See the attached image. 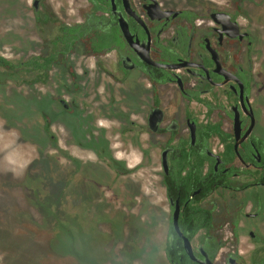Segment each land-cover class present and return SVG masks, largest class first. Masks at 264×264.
<instances>
[{
    "label": "rangeland",
    "instance_id": "obj_1",
    "mask_svg": "<svg viewBox=\"0 0 264 264\" xmlns=\"http://www.w3.org/2000/svg\"><path fill=\"white\" fill-rule=\"evenodd\" d=\"M33 1L0 0V55L14 62L47 55L84 4L42 0L44 21ZM169 2L242 11L264 34V0ZM258 47L264 59V37ZM103 66L78 45L47 75L0 67V264H169L167 136L133 116L145 88L112 82Z\"/></svg>",
    "mask_w": 264,
    "mask_h": 264
},
{
    "label": "flooded vegetation",
    "instance_id": "obj_2",
    "mask_svg": "<svg viewBox=\"0 0 264 264\" xmlns=\"http://www.w3.org/2000/svg\"><path fill=\"white\" fill-rule=\"evenodd\" d=\"M169 1L84 0L79 18L68 24L74 27L71 39L57 40L61 29L48 55L65 60L82 45L86 54L103 58L112 82L145 88L146 101L133 116L152 134L167 136L160 158L169 201V264H203L206 258L214 264H232L231 258L235 264H264L263 30L252 19L243 23L239 10L199 12ZM41 5L33 1L36 15L46 21ZM168 10L178 14H162ZM217 12L229 14L238 27L215 20ZM57 101L64 111L73 110L66 99ZM155 108L164 113L157 131L149 122ZM197 225L203 226L191 234ZM180 232L189 238L193 258ZM226 246L230 250L222 254Z\"/></svg>",
    "mask_w": 264,
    "mask_h": 264
},
{
    "label": "trees",
    "instance_id": "obj_3",
    "mask_svg": "<svg viewBox=\"0 0 264 264\" xmlns=\"http://www.w3.org/2000/svg\"><path fill=\"white\" fill-rule=\"evenodd\" d=\"M61 29H62V35L58 36L57 40H61L64 43H67V41L71 39L70 36L68 35L74 31V27L72 25L64 24L62 25ZM67 50H68V46H66V51ZM56 60H57V53L55 52L49 55L47 54V55H39V56L31 57L27 60H23L19 62H14L13 60L9 58L0 55V67L9 69V70H16V71L27 69L32 72H37L38 75L39 74L47 75L48 70L55 63ZM165 183L167 184V191L169 195L168 177H165ZM206 218L207 216L205 217V219ZM202 226L203 225H197V227L193 231H191V234H195L197 230L201 228ZM167 253L169 256V247H167Z\"/></svg>",
    "mask_w": 264,
    "mask_h": 264
},
{
    "label": "water",
    "instance_id": "obj_4",
    "mask_svg": "<svg viewBox=\"0 0 264 264\" xmlns=\"http://www.w3.org/2000/svg\"><path fill=\"white\" fill-rule=\"evenodd\" d=\"M38 0H36L37 2ZM171 13H174L175 15L178 14V11H173V10H168V11H162V14H171ZM212 17L217 20V21H226V22H229L231 23L232 25H234V27H238L237 23L236 22H233L231 20V16L227 13H224V12H217V13H214L212 15ZM121 25H122V28H123V31L125 34L131 36V33H130V30L128 28V24L126 22V20H121ZM244 34H241V36H243ZM62 103L64 105H67V103L62 100ZM163 116H164V113H163V110L160 109V108H155L152 110L151 114H150V117H149V122H150V126L152 128L153 131H157L158 128H159V123L161 122V120L163 119ZM162 164H163V167H164V170L165 172L168 171V160H167V149H165L163 151V159H162ZM177 220H178V212H175L174 214V222L177 226ZM177 229H178V226H177ZM180 235L183 236L184 238V241H185V249L187 251V253L193 258L194 257V254H193V249H192V245H191V242L189 240L188 237H186L183 233L180 232ZM232 264H235V260L233 258L230 259ZM206 263L203 261L202 263L203 264H214L209 258H206ZM175 264H183V263H180V262H177ZM239 264V263H238Z\"/></svg>",
    "mask_w": 264,
    "mask_h": 264
}]
</instances>
